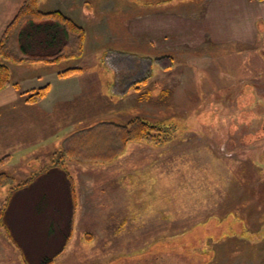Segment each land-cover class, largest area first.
<instances>
[{"label":"rangeland","instance_id":"1","mask_svg":"<svg viewBox=\"0 0 264 264\" xmlns=\"http://www.w3.org/2000/svg\"><path fill=\"white\" fill-rule=\"evenodd\" d=\"M22 1L0 0V33ZM103 1L100 14L78 17L87 25L78 68L100 72L109 96L90 119L141 116L161 122L169 137L130 142L104 164L101 201L91 194L83 210L92 214L82 222L90 237L75 234L52 264H264V0H249L260 3L254 39L250 32L247 45L216 47L135 46L129 28L143 35L144 14L162 0ZM181 1L169 11L189 20L205 11L204 0ZM47 2L55 0L40 10Z\"/></svg>","mask_w":264,"mask_h":264},{"label":"crops","instance_id":"2","mask_svg":"<svg viewBox=\"0 0 264 264\" xmlns=\"http://www.w3.org/2000/svg\"><path fill=\"white\" fill-rule=\"evenodd\" d=\"M178 1L162 0L153 4L155 9L144 14L147 17L143 35L138 36L136 28H129L135 46L165 47L173 41L174 46H181L186 40L193 46H199L203 40L209 41L210 47L247 45L250 32L251 39L256 37L260 16L258 2L204 0L205 11L189 20L180 13L169 11ZM134 3L137 6L143 4L139 0ZM188 3L194 4L195 1ZM92 4L89 0H55L47 2L44 10L59 11L70 17L84 27L87 34V25L78 17L100 14L96 7L105 6L103 0H94ZM8 66L12 84L0 91V160H4L0 173L9 175L12 185L0 188V208L4 209L3 216L10 234L0 229V259L3 258L4 264H38L53 247H58L53 253L57 254L55 259L66 255L64 248L75 234L82 232V236L90 237V229L82 226L83 221V225L93 221L92 214L83 211L89 205L86 198L90 199L91 194L97 200L101 198L102 194L98 192L105 185L98 182H103L105 177L97 175L109 168H103L106 165L102 164L73 161L61 157L60 153L62 140L68 134L97 123L90 117L101 107L98 104L103 105L109 96L104 95L103 78L95 70H81L69 77L59 76L67 69L81 67V61ZM112 84L114 80H111ZM45 86L49 90L42 101L25 103L21 94ZM90 173L96 179L89 178ZM15 186L16 189L12 190ZM119 190L121 186L117 183L116 191Z\"/></svg>","mask_w":264,"mask_h":264},{"label":"trees","instance_id":"3","mask_svg":"<svg viewBox=\"0 0 264 264\" xmlns=\"http://www.w3.org/2000/svg\"><path fill=\"white\" fill-rule=\"evenodd\" d=\"M42 1L23 0L0 36V91L12 84L9 64H53L77 60L83 54L86 38L84 27L59 11L40 10L39 5ZM156 59L160 60V65H163L166 59L167 62L173 63L171 57L166 59L157 57ZM167 67L162 66V68ZM79 71L80 68H70L60 73L59 76L69 77ZM145 82V79L139 80L133 83L132 88L137 89L139 84L143 85ZM48 90V86H45L21 95L25 103L37 104L47 96ZM168 137L169 131L161 122L136 116L125 124L103 122L74 132L64 140L60 156L80 163L104 165L121 155L130 142L158 145L165 142ZM94 141L98 144L94 143V147H91ZM3 161V159L0 160V165ZM11 185V177L6 173H0V187ZM14 189L16 186L12 188ZM68 190L72 194L71 185ZM3 210L1 207L0 229L10 234ZM10 239L19 247L16 241ZM56 256L57 254L44 256L38 264H52Z\"/></svg>","mask_w":264,"mask_h":264}]
</instances>
